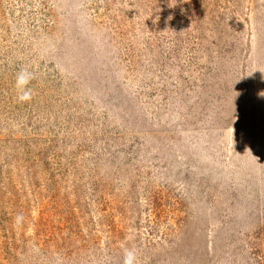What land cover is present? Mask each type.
Segmentation results:
<instances>
[{"label": "rangeland", "instance_id": "374dc122", "mask_svg": "<svg viewBox=\"0 0 264 264\" xmlns=\"http://www.w3.org/2000/svg\"><path fill=\"white\" fill-rule=\"evenodd\" d=\"M125 248L264 264V0H0V264Z\"/></svg>", "mask_w": 264, "mask_h": 264}, {"label": "clouds", "instance_id": "9594fccd", "mask_svg": "<svg viewBox=\"0 0 264 264\" xmlns=\"http://www.w3.org/2000/svg\"><path fill=\"white\" fill-rule=\"evenodd\" d=\"M35 73L28 68H21L15 75V89L17 91V101L20 103L29 102L34 95V90L30 87L35 79ZM24 217L18 214L15 222L20 224ZM138 256L135 248H125L123 253V264H137Z\"/></svg>", "mask_w": 264, "mask_h": 264}]
</instances>
